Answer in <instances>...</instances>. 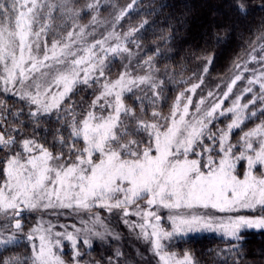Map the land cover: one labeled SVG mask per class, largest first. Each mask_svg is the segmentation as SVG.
Instances as JSON below:
<instances>
[{
	"label": "snow or ice",
	"instance_id": "1",
	"mask_svg": "<svg viewBox=\"0 0 264 264\" xmlns=\"http://www.w3.org/2000/svg\"><path fill=\"white\" fill-rule=\"evenodd\" d=\"M136 3L137 0H132L112 13L113 28L130 14ZM86 7L97 11L99 4L88 3ZM238 7L241 12L245 11L243 4ZM79 17L80 12L70 0H0V84L5 93L16 95L24 105L17 113L0 101V113L6 114L0 122L3 125L0 150H6L7 157L6 178L0 185V244L9 245L25 236L32 245L31 257L13 256L0 264H66L54 251L62 240L71 243L73 264H81L78 240L91 247L92 238L102 241L108 236L120 238L99 213L90 214L88 220L81 221L82 227L73 226L72 232L53 233L49 226L32 227L25 233V211L55 207L88 212L102 208L109 214L121 213L123 223L132 232L139 229L137 238L150 244L149 250L159 257L161 264H197L190 252L177 258L175 253L166 250L174 237L211 231L241 240L242 229H264V174L257 176L253 172L254 166L264 165V121L243 132L238 145L226 146L234 129H240L246 121L256 117L257 111L264 115V55L259 58L260 75L254 74L248 79V86L231 107L223 109L222 105L242 74L235 75L222 98L210 107H202L205 105L202 98L195 105L194 113H190L192 98L186 96V92L194 93L200 85L192 84L176 97L170 121L165 118L166 123L161 125L162 114L155 109L148 117L146 107L137 114L134 106L124 103L125 92L132 93L143 85L151 89L152 104L163 99L165 82L154 79L153 58L149 57L143 64L137 60L141 69L143 65L148 66L143 74H138L131 64L133 53L128 43L139 47L136 34L148 21L123 34L113 31L87 46L80 44L87 26L80 27L78 32L68 30L66 37L63 35L67 21ZM92 23H97L96 16L92 17ZM49 35L52 36L50 45ZM41 37H44L43 43ZM258 40L264 41V35ZM81 50L86 55H81ZM259 50L264 53V43ZM256 52L253 46L249 53L251 60L257 59ZM109 55L128 59L129 63L123 66L124 71L117 79H104L99 94L91 102L93 110L78 118L73 106L65 109L63 102L77 84L92 86L106 77ZM211 59L214 57L209 59V66ZM204 71L207 72L208 67ZM256 84L259 92L241 104L242 96L252 93V86ZM208 95L212 97L213 93ZM182 97L187 103H183L181 111ZM144 98H148L147 93ZM137 99L143 105V99ZM257 103L262 105L258 110L250 109ZM61 111L63 126L56 129L51 145L55 148L58 144V151L38 142L34 134L32 137L24 135L28 125L38 128L44 116L57 114V120H61ZM217 112L220 116L231 114L232 119L226 129L212 131L210 126L217 119ZM7 115L14 117V127H8ZM19 116H26V120H20ZM205 136L223 153L218 162L211 155L212 145L204 143ZM190 154L196 158H190ZM205 154H209L207 161ZM243 160L248 167L241 178L235 162ZM154 206L170 210V228L161 224L162 217L152 210ZM240 209L258 214L217 215L239 213ZM130 216L139 219L130 221ZM34 233H40L38 248ZM123 255L117 249L116 259L109 256L108 264H120L119 258Z\"/></svg>",
	"mask_w": 264,
	"mask_h": 264
},
{
	"label": "rangeland",
	"instance_id": "2",
	"mask_svg": "<svg viewBox=\"0 0 264 264\" xmlns=\"http://www.w3.org/2000/svg\"><path fill=\"white\" fill-rule=\"evenodd\" d=\"M157 0H137V3L135 5V8H137L136 14L133 16V13L130 12L128 15L129 19L131 18H137L142 13L150 12L154 9V5L157 4ZM71 5L80 12V17L78 19L69 20L67 21V28L65 29L63 35L66 37V33L68 30H73L78 32L80 27L87 26L85 29V35L83 39L80 41L81 45H87L90 46L95 43L96 40H101L104 38V36L108 35L109 33L115 31L116 33L123 34L127 32V29L124 32H122L119 28L121 27H128L131 24H127V21H125L123 24L116 25L115 28H113L112 24L114 22V16L112 13L117 12L120 8L126 7L127 4L132 3V0H70ZM88 3L92 4H99V9L97 11H93L91 9H88L86 5ZM97 17V23H92V17ZM57 23H60L57 21ZM141 24V21L138 20L131 27H137ZM75 25V27H74ZM151 26L153 27V23L149 22L146 28H149L146 34H152L150 36V43L153 45V50H150V53L153 58V64H152V73L154 79L159 82L160 80H163L164 83V91H163V99L156 100L155 104L151 103V96L152 92L151 89L147 85L140 86L139 88H136L133 90L132 93L125 92L124 93V103L128 106H134L137 114H140V110L142 107H146L148 117H151L152 111L155 109L156 111L160 112L162 115L159 117V123L161 125L166 123L165 118H169L170 121V115H171V109L173 105L176 102V97L181 93L185 92L186 89H189L192 84H201V80L197 77H193L190 75L189 71H186L183 66L175 67L172 65V63L169 62L171 57L173 56L174 50L171 46V41L164 37V33L160 30H152ZM141 31V30H140ZM140 31L136 34L135 38H138L141 36ZM145 34V35H146ZM44 37H41V42L43 43ZM47 40L49 42V45L52 42V36H48ZM109 43H113V41H109ZM131 43V42H130ZM107 47V45H106ZM131 50V49H130ZM96 51H99L97 48ZM133 56L131 57V64L132 67L136 70L138 74H143L144 71L148 70L147 65H143V69L137 65V60L140 61L141 64H143V61L148 60V55L146 49L143 47L142 49L132 51ZM81 55H86L85 52L81 50ZM250 59V58H249ZM245 60L243 64L240 65V68H236L234 73L225 81L219 82L217 85L206 88V90L201 88L200 86L196 89V91L193 92H186V96H191L192 98V104L190 105V113L195 112V105L200 102V100L203 98L205 101V105L207 107H210L211 104L222 98L223 92L227 91V85L231 82L232 79L235 78V75L242 74L241 81H237L236 85L240 84V87H237L236 85L233 86V91L229 95V98L224 101L222 108L226 109L227 105L228 107H231L233 104V101H235L237 96H240L244 88L248 86V79L253 78V75H260V69L257 68V70L252 67H247L248 64L251 62V60ZM108 63L110 67L106 69V77L101 79L100 83H93L92 86L84 85L82 83L77 84V86L73 89V92L69 94V97L65 99L63 102L62 107L68 108L70 105L73 106V111L75 115L79 118L83 114H85L88 111H92L91 108V102L93 99H95L96 95L99 94V90L102 87V84L104 82V79H110L115 80L119 77L120 73L124 71V65L129 63L128 59H124L120 56L113 57L111 55L108 56ZM82 68L85 67L84 65L81 66ZM80 77H83V71L80 72ZM240 82V83H239ZM258 87L259 85H253L252 87ZM235 89V90H234ZM207 91L206 93L201 94L202 91ZM209 92L213 93L212 97H209ZM145 93H147L148 98L145 97ZM253 93V92H252ZM247 93V94H252ZM242 96V99L240 101L241 104H243V98L245 95ZM137 97H140L143 99V105L141 104L140 99H137ZM0 101L4 102V105L8 108H11L13 112H17L18 110L23 107V102L19 100V98L16 95H13L11 93H5L3 91V85L0 84ZM229 102L228 104H225V102ZM183 103H187V100L182 97V103L180 110H183ZM25 113H27V108H24ZM96 114L99 115V109H96ZM5 113H0V122L5 118ZM59 115L62 117L61 120H57V114H53L51 116H44L41 118L40 126L38 128H33V126L28 125L26 129L24 130V135L27 137H32L34 134V138L42 143L45 144L46 147H50V150L56 152L59 150V145L57 144L55 148H51V145L53 144L54 135L56 133V129L61 128L63 126V117L64 113L61 111ZM231 115V114H229ZM217 119L214 121L213 126L211 125L210 128L212 131H216L217 129H226V126H222L219 123V119H221L223 116L219 115V112L216 114ZM8 119V127H14L15 125L12 123L14 117L12 115H7ZM20 120H26V116H19ZM230 123V122H229ZM0 127H3L2 123H0ZM235 130V129H234ZM232 131L229 139L226 141V146L228 144H232L231 138L232 134L234 132ZM250 130V129H249ZM248 131V130H247ZM245 132V131H244ZM67 135V131L64 133ZM243 135V132L241 136ZM207 138V136H205ZM204 141L205 144L212 145V142L209 140ZM240 142V141H239ZM255 142V141H254ZM82 144V140L80 141ZM213 151L211 155L213 156L216 161H219V158L223 153H220L218 145H212ZM66 151V150H65ZM209 154H205L204 160L207 161ZM1 159H5L6 163V150H1ZM190 158H196L191 156ZM236 171L238 175L243 178L244 172L247 170V161H236ZM253 172L259 176L264 174V165H256L253 168ZM6 178V177H5ZM4 183V182H3ZM3 185V184H2ZM142 205L144 204V201L140 202ZM154 211H157L159 215H161V224L167 228L171 227V221L168 219V216L170 214V210L163 209V208H156L153 207ZM174 211V210H173ZM214 211V210H213ZM252 211L246 210V209H240L239 213H217L218 216L226 217L228 215H246V216H252L258 214L257 212L250 213ZM99 213L102 219L107 223L109 228H111L113 231L117 232L120 236L118 240L113 239L111 236L106 237L105 240H100L97 238H92L91 241V247L85 246L82 243V240H78L77 243L80 246V251L82 253V261L81 264H88V262H95V261H101L102 264H108L107 258L109 256H113V260L116 258L114 257V253L119 249L124 255L120 257V264H161L159 261V257L155 256L152 251H150V244H148L143 238H137V233L139 232V229L136 230V232L130 231L129 227L126 226L123 223V219L121 218V213L114 212L113 214H109L107 211H105L102 208H93L91 212L85 211V210H76L73 211L72 208H49V209H41L39 211H32L24 212V224H25V233L28 231L29 228L32 227H43L48 228L49 226H52L53 233L55 232H65L74 231L73 226L76 228L82 227L81 221H86L89 218L90 214H96ZM251 214V215H249ZM130 221H138V217L136 216H130L128 217ZM155 222V221H153ZM65 227H61V226ZM245 230H260V229H242V231ZM264 230V229H261ZM151 231V229H149ZM241 231V232H242ZM212 233L218 236H221L225 239L231 240L234 238L226 237L221 232H211V231H204L194 234H188V235H181L174 237V239L168 243V247L166 248L167 251L175 253L177 258H182L183 254H179L178 251H176V247H179L180 243L191 236H199ZM7 233H5V236ZM40 233H34V239L35 244L37 248L39 247L40 240H39ZM20 238H25V236H21ZM31 251H32V245L30 244ZM54 251L62 257V259L66 262V264H73V250L71 247V243L67 240H62L61 246L58 248H55Z\"/></svg>",
	"mask_w": 264,
	"mask_h": 264
},
{
	"label": "trees",
	"instance_id": "3",
	"mask_svg": "<svg viewBox=\"0 0 264 264\" xmlns=\"http://www.w3.org/2000/svg\"><path fill=\"white\" fill-rule=\"evenodd\" d=\"M157 1L150 12L142 13L135 19H129L127 15L120 24L127 21V24L131 25L119 29L122 32L126 29L128 31L133 26L132 23L138 20L141 23L152 22V30H160L164 33V37L171 41L174 53L169 62L175 67L183 66L193 77L200 80L202 78L201 88L204 87L206 90L228 79L236 70L237 64L241 65L250 58L249 53L253 46L257 48L255 53L257 59L250 58L251 62L247 67L261 69L259 58L264 53L259 48L264 41L258 40V37L264 35V0ZM240 4L244 5L245 11L241 12L238 7ZM137 10L135 7L131 10L133 16ZM146 27L140 31L141 36L135 38L139 47L136 43L130 42L128 47L132 51L144 47L148 57H152L150 53V50H153V45L150 43L152 34H146L149 29ZM122 28L126 29L122 30ZM212 57L214 59H211L209 66V59ZM205 67H208L207 72L204 71ZM237 87H240V84L236 85V89ZM253 89L252 94L244 96L243 104L259 92L258 87L255 86ZM205 90L201 94L206 93ZM227 101L225 104L229 103ZM261 106L257 103L255 106H250V109L254 107L258 110ZM231 119L232 115L226 114L219 119V123L227 126ZM262 121L264 115L257 111L256 117L246 121L240 129L234 130L232 144L238 145L242 132L252 129ZM204 141L209 142L207 138ZM5 164V159H2L0 185L5 180ZM240 235L241 240H228L212 233L191 236L184 239L179 247H176V251L179 254L190 252L197 264H264V230H245ZM31 255L32 251L27 239L19 238L9 245L0 244V261L13 256L23 258Z\"/></svg>",
	"mask_w": 264,
	"mask_h": 264
}]
</instances>
